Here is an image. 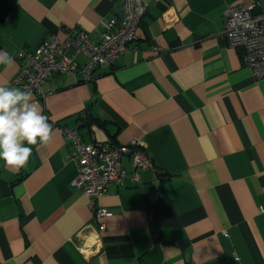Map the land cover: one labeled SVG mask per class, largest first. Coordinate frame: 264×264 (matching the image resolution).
Masks as SVG:
<instances>
[{
    "label": "crops",
    "instance_id": "crops-1",
    "mask_svg": "<svg viewBox=\"0 0 264 264\" xmlns=\"http://www.w3.org/2000/svg\"><path fill=\"white\" fill-rule=\"evenodd\" d=\"M122 1L15 0L0 21V50L15 60L0 84L14 86L19 52L53 34L98 40ZM144 1L113 65L91 80L50 77L33 95L54 131L19 173L0 161V264H264V78L224 36L228 5L258 14L264 0ZM59 126L89 144L136 140L154 166L123 157L127 178L96 200L110 212L97 219L70 185L77 164Z\"/></svg>",
    "mask_w": 264,
    "mask_h": 264
},
{
    "label": "built area",
    "instance_id": "built-area-1",
    "mask_svg": "<svg viewBox=\"0 0 264 264\" xmlns=\"http://www.w3.org/2000/svg\"><path fill=\"white\" fill-rule=\"evenodd\" d=\"M146 7L144 0H123L119 17L107 21L98 40L91 39L82 30L70 28L63 30V38L53 34L36 48L21 50L17 57L19 70L11 84L42 97L43 84L50 77L71 72L80 73L84 80H91L97 68L113 65L129 47ZM255 8L254 4L243 2L228 5L224 11V36L231 48L242 51L246 66L260 79L264 78V13H253ZM76 55L84 56L85 61L77 62ZM58 128L68 141L77 164V173L70 185L85 193L88 208L97 219L110 215V212L97 206L96 200L107 191L109 184L121 185L127 178L121 166L123 157H131L138 170L154 166L136 140L124 144H89L81 140L75 129ZM104 229L105 224L98 222V233Z\"/></svg>",
    "mask_w": 264,
    "mask_h": 264
},
{
    "label": "clouds",
    "instance_id": "clouds-1",
    "mask_svg": "<svg viewBox=\"0 0 264 264\" xmlns=\"http://www.w3.org/2000/svg\"><path fill=\"white\" fill-rule=\"evenodd\" d=\"M14 63L11 54L0 50V65ZM53 131L31 92L0 84V161L5 169L19 173L26 168L33 148L48 145Z\"/></svg>",
    "mask_w": 264,
    "mask_h": 264
},
{
    "label": "trees",
    "instance_id": "trees-1",
    "mask_svg": "<svg viewBox=\"0 0 264 264\" xmlns=\"http://www.w3.org/2000/svg\"><path fill=\"white\" fill-rule=\"evenodd\" d=\"M14 5H15V0H0V21L7 16V14L12 10ZM153 227H154V231H156V227L154 225Z\"/></svg>",
    "mask_w": 264,
    "mask_h": 264
},
{
    "label": "rangeland",
    "instance_id": "rangeland-1",
    "mask_svg": "<svg viewBox=\"0 0 264 264\" xmlns=\"http://www.w3.org/2000/svg\"><path fill=\"white\" fill-rule=\"evenodd\" d=\"M100 232H102V231H100Z\"/></svg>",
    "mask_w": 264,
    "mask_h": 264
}]
</instances>
